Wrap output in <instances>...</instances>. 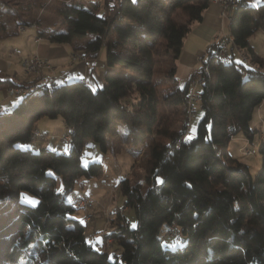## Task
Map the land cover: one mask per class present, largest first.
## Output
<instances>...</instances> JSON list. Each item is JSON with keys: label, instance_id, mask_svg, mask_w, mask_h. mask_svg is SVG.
<instances>
[{"label": "trees", "instance_id": "1", "mask_svg": "<svg viewBox=\"0 0 264 264\" xmlns=\"http://www.w3.org/2000/svg\"><path fill=\"white\" fill-rule=\"evenodd\" d=\"M243 1L231 5L229 56L209 52L214 43L207 49L208 73L197 102L202 115L190 138L187 119L178 130L157 128L159 98L152 73L157 56H179L184 36L201 20L208 0L64 1L59 29L37 27L39 38L68 43L72 53L95 57L104 45L110 70L97 88L78 80L28 85L16 105L0 111V264H264V140L257 143L261 160L255 174L228 149L236 137L253 142L259 129L249 121L264 100V56L250 42L258 30L264 33V1ZM235 50L250 65L235 60ZM195 73L162 97L166 106L182 104L187 113ZM42 115L60 116L71 127L70 152L17 145L32 139ZM117 123L126 126L134 144L154 130L167 139L148 142L146 189L127 177L119 181L124 206L136 216L131 228L119 215L121 228L108 233L119 252L89 242L85 225L72 216L73 197L53 189V174L61 175L64 188L79 176L102 174L99 162L80 164L81 149L92 138L105 150ZM23 192L37 202L21 201ZM171 226L185 236L183 245L172 249L158 237ZM23 227L27 232L21 236Z\"/></svg>", "mask_w": 264, "mask_h": 264}, {"label": "rangeland", "instance_id": "2", "mask_svg": "<svg viewBox=\"0 0 264 264\" xmlns=\"http://www.w3.org/2000/svg\"><path fill=\"white\" fill-rule=\"evenodd\" d=\"M0 27L2 25H17L27 21L36 23L45 28L59 29L61 15L59 8L64 1L77 2L80 0H0ZM83 4L95 0H81ZM257 4V3H254ZM17 21H20L17 23ZM12 22V23H11ZM29 23V24H30ZM36 27L25 24L24 29H20L14 33H9L8 36L0 39V53L10 54V46L14 49L13 58L26 54L30 51L31 46L35 44ZM252 47L261 55H264V33L258 30L250 39ZM57 46H63L67 49L70 56V46L68 43H53ZM105 46H101L99 54L104 53ZM240 50H235L234 59L239 60L244 65H250V62L242 61ZM245 59L246 55L240 52ZM64 52H60L62 56ZM204 56H197L195 61L188 62V69L183 70L185 63L181 62L184 59L179 57L174 58L170 55L157 56L153 66L152 81L157 89L158 101V123L157 128H169L178 130L187 119V127L185 135L190 138L195 134L196 124L202 115V110L197 103L193 114L189 117L184 112V105H179L178 108L166 106L162 97L178 88L182 87L186 82L187 77L192 71H197L202 65ZM247 58V57H246ZM69 58H61L63 63ZM186 61V60H184ZM179 62L182 64L179 65ZM174 67L173 73L169 69ZM112 71L117 69L111 68ZM21 71V70H20ZM32 73L35 76L39 75V68ZM185 81V82H184ZM55 84V83H54ZM5 110V107L3 108ZM250 127L259 129L254 136L253 142L248 141L244 137H236L229 141L228 149L231 150L233 156L248 164L249 170L255 174L260 167V154L257 151V143L264 140V100L254 110L252 118L249 121ZM68 126L63 122L60 116L50 118L42 115L35 120V129L32 139L27 142H18L17 145L24 149L38 151L41 147L50 149L56 152L68 153L72 148L71 141H65L62 136L68 133ZM127 128L123 123H117L116 132L106 139L105 150L100 148V145L92 138H87L83 143L79 156L80 164L87 166L90 162H99L102 169L100 176L75 178L73 184L64 188L62 177L60 174H53L55 182L53 189L60 191L68 200L73 197L71 204H75L76 208L72 213L73 217L80 220L85 225V235L90 242L94 241V245L98 249L102 247L109 251H120V247L116 245L112 236L108 233L115 229L118 231L121 228L120 216H124L129 227L136 226V216L134 210L130 206H124L125 197L121 193L119 181L127 177L130 183H140L143 189L148 187L145 179L146 165L149 157L148 142L151 138L167 139L156 135L154 130L150 136L141 144H134L128 140ZM70 138V137H69ZM256 143V144H255ZM241 151L243 153H241ZM161 178L156 177V183H160ZM85 206L77 207V201L84 200ZM20 200L34 205L37 202V197L26 193H20ZM120 215V216H119ZM171 228L174 231L171 232ZM168 230L167 235L161 231L158 237L161 244L168 248L182 246L185 241V236L175 226ZM27 232L25 227L20 229V235L24 236ZM33 238L31 239V242Z\"/></svg>", "mask_w": 264, "mask_h": 264}, {"label": "crops", "instance_id": "3", "mask_svg": "<svg viewBox=\"0 0 264 264\" xmlns=\"http://www.w3.org/2000/svg\"><path fill=\"white\" fill-rule=\"evenodd\" d=\"M263 1L264 0H244L243 2L256 5L254 3L259 4ZM231 9L232 6H230V12H232ZM228 24L229 21L227 18L223 17L221 14V5L219 2L208 0L207 7L203 11L201 20L193 23L191 30L183 38L181 52L178 57L186 60L181 61L185 63L182 67L184 71L188 69V62L191 63L192 61H195L197 56H204L206 54V50L211 44H213L217 37L219 38L223 34H229ZM24 27L21 29H24ZM34 27H36L35 37L33 38L35 44L31 46L30 51L24 55L18 56L16 59L13 58L14 49L12 46H10V54L0 53V111H9L17 104L22 96V93H10L8 91L9 86H25L33 81L34 75L32 73H24L19 69V61L25 55L38 54L45 58L52 67L44 68L41 73L46 80H53L55 81V84L78 80L86 83L92 88H97L102 84L104 73L110 70L105 62L104 53L99 54L98 52L95 57H88L82 50H77L74 53L70 51V56H68L67 49L63 46H57L41 38L36 40V37H38L37 27L40 28L44 26L35 23ZM18 30H20V28L17 27L16 23L15 25L13 24L9 26L2 25L0 27V39L8 36L9 33H14ZM60 52H64V54L60 56ZM207 55L208 53L206 54V57ZM61 58L69 59L63 63H58L62 62V60L59 61ZM180 64L181 63L179 62V65ZM188 78L189 77H187V79ZM4 80L10 81L6 84L4 83ZM4 107L5 110H3Z\"/></svg>", "mask_w": 264, "mask_h": 264}, {"label": "built area", "instance_id": "4", "mask_svg": "<svg viewBox=\"0 0 264 264\" xmlns=\"http://www.w3.org/2000/svg\"><path fill=\"white\" fill-rule=\"evenodd\" d=\"M215 1L219 2V4L221 5V14L223 17H226V15H228L230 12V6L234 2V0H215ZM18 22H20V21H17V23ZM30 25L35 26V23H31ZM17 27L20 29L23 28L24 27L23 23L19 24ZM38 39H39V37H36V40H38ZM213 43L215 45H214V47H212L210 49L209 52H222L225 54L226 58L229 56V48H230V44L232 43V40L229 39L228 34H223L219 38L217 37ZM207 53H208V51L206 50V54ZM238 53L240 54L242 60L245 61V59L243 58L240 51H238ZM30 67H39V75L35 76V78H33V81H31V83L28 85H35L38 83H47V85H50L52 83H55V81H53V80H46L41 73V71L44 68H51L52 67L51 64L42 56H40L38 54L23 56L19 61V69L22 72L27 73V71H30ZM204 81H205V69H204V63H202V65L198 68L196 73L191 77V79L189 81V90H188L187 97H186L187 103H188V109H189V117L193 114L195 105L197 104V102L201 98V90L199 87L201 86L202 83H204ZM28 85H25V86L20 85V86H14V87L9 86L8 91L10 93L21 94L23 91H25V88ZM70 128L71 127H69L68 133H65L62 136V139H69ZM85 201H86V199L81 200V201H77V207L83 208L85 206ZM171 227H173V226H171ZM170 230H171V232L174 231L173 228H171Z\"/></svg>", "mask_w": 264, "mask_h": 264}, {"label": "bare ground", "instance_id": "5", "mask_svg": "<svg viewBox=\"0 0 264 264\" xmlns=\"http://www.w3.org/2000/svg\"><path fill=\"white\" fill-rule=\"evenodd\" d=\"M226 18H227V20L228 21H230V19H231V12H229V14L228 15H226ZM228 37H229V39H231L232 40V38H231V36L228 34ZM241 52V51H240ZM215 53V52H214ZM218 57H220V58H226L225 57V54L224 53H222V52H216L215 53ZM39 67H30V71H27V73L28 72H35L37 69H38ZM204 69H205V75L208 73V68L206 67V65H204ZM44 84H47V83H44ZM51 86H54L55 84L54 83H52V84H50ZM26 89H25V91H23L22 92V94H24V93H26ZM187 110H188V112H189V109H188V105H187ZM189 115V114H188ZM188 119H189V116H188ZM69 139H65V141H68ZM73 206L74 207H76L75 206V204H73Z\"/></svg>", "mask_w": 264, "mask_h": 264}]
</instances>
